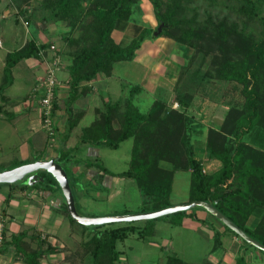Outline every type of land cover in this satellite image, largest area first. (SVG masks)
<instances>
[{
  "label": "trees",
  "instance_id": "trees-1",
  "mask_svg": "<svg viewBox=\"0 0 264 264\" xmlns=\"http://www.w3.org/2000/svg\"><path fill=\"white\" fill-rule=\"evenodd\" d=\"M12 1L19 2L20 5L29 2ZM37 1L44 12L48 11L42 16V21H46L48 15L55 20L66 21L69 26L67 33L61 36L63 46L52 54L61 57L63 48L69 49L70 60H67L66 65L68 90L62 100L66 119L62 131L55 125V120L51 127L53 134L47 132V139H51L52 135H59L62 144H65L85 113L75 101L90 91L87 83L100 75H111L115 63L132 60L141 43L151 37L166 36L190 50L184 64L178 68V78L174 85L176 101L182 107L188 106L190 96L178 90L181 69H189V65L198 55L201 58L210 56L214 76L241 84V93L244 96L242 107L230 110L221 129L211 128L205 136L208 157L220 161L218 169L212 172L203 170L202 161L194 150L193 118L183 110L167 108L164 99L156 98L148 111H140L133 103L134 95L142 90L138 84L129 87L125 98L104 100L101 107L94 109L92 122L81 128L77 142L96 148H116L121 141L132 138L129 168L114 173L97 159L76 157L74 149L78 148V144L67 147L68 149L63 146L59 148L56 157L57 162L64 167L72 192L74 183L69 179L67 165L82 162L86 167H93L97 172L111 177L126 176L134 179L144 198L143 207L152 211L170 206L174 173L177 170H187L190 172L188 201L211 202L249 236L264 245V29L255 33L245 24L239 28L237 23L228 22L225 17L219 18L211 11L198 21L199 3L206 0H150L157 21L154 28L141 23L125 24L129 21L137 0ZM233 1L236 2V10L243 13L248 20L258 17L264 25V0ZM187 10H192L191 17H187ZM160 23L162 29L155 35ZM126 25L131 29L130 35L122 33L126 31ZM50 45L49 41L31 38L20 48L6 54L0 99L5 97L4 90L12 83L13 66L22 59L40 58L42 54L50 51ZM194 72L197 76L198 70L195 69ZM204 74L208 78L213 76V71L206 70ZM60 107L56 89L50 116L55 118ZM43 118L40 115L42 126ZM38 159L39 156L33 161ZM24 163L26 161H20L13 167ZM37 173L38 180L31 185H8L16 186L20 190L35 188L47 192H61L51 173L43 169ZM10 197H6V201ZM64 208L70 224L80 226L84 236L88 237L81 249L82 254H88V258L84 262L80 254L81 264H115L120 254L116 241L124 240L130 233H139L142 236L141 232L146 229H139L135 223L137 220L114 227L106 226V223L84 225L68 214L65 199ZM193 209L176 212L177 218L172 223L179 224L185 216L195 219L196 216L191 211ZM144 211L146 210H141ZM250 218L254 220L250 221ZM255 218L257 222L251 225L250 222H254ZM220 224L245 246L264 254V250L249 244L222 222ZM221 238V233L214 229V249L221 244ZM10 241L16 251L23 255L25 264H40L41 257L57 251L55 246L36 232L28 238H24L22 233L12 235ZM164 264L218 263L208 259L186 262L176 255H168ZM235 264L248 263L243 254L239 253Z\"/></svg>",
  "mask_w": 264,
  "mask_h": 264
},
{
  "label": "rangeland",
  "instance_id": "rangeland-1",
  "mask_svg": "<svg viewBox=\"0 0 264 264\" xmlns=\"http://www.w3.org/2000/svg\"><path fill=\"white\" fill-rule=\"evenodd\" d=\"M199 6L198 21L203 18L208 11H211L213 15H217L219 18L225 17L228 22L237 23L239 28H242V24H245L248 29L255 33H259L264 29V25L258 17H253L251 20H248L243 13L238 12L236 10V2L233 0H206L200 2ZM24 9L26 12H24ZM44 13H48V11L44 12L39 7L37 0H29L27 4L23 3L21 5L19 2L15 3L12 0H0V40L2 42L0 46V84L2 83L6 54L20 48L29 39L35 38L36 40L49 41L51 44H54L56 51L59 50L60 46H63L61 36L67 33L69 29L67 22L55 20L48 15L46 18L47 20L42 21ZM192 13V10H187V17H191ZM132 23H141L153 28L157 26L150 0H137L133 6L130 19L126 21L125 24L129 25ZM127 25L125 28L126 31H122V33L130 35L131 29ZM117 35L121 36V33ZM158 37L162 38L158 41L159 43L160 41L163 42L165 39L166 42L170 40L173 42L172 46H178L182 49V51L178 50L176 53L174 52L178 54V56H175V54H172L169 50L164 51L165 53L162 60L166 62L165 64L167 65L168 72L174 70V66L177 65V62L180 63V66L184 64L190 50L178 45L172 38L166 36ZM158 37H155V39ZM151 38L153 40L154 37ZM151 38L147 39L150 40ZM166 44L167 43L163 46ZM68 52L69 49L64 47L60 58L62 59V57H64L63 55H65L66 60H70L68 59ZM51 53L50 51L49 54L51 55ZM42 59L45 60L44 58ZM61 59L56 69V77L59 74L58 71L63 69ZM195 69L198 70L197 76H195ZM206 70L213 71V76L206 78L207 75L204 74ZM11 72L12 83L5 88L4 94L11 97V101L19 103L20 105L22 102L21 98L27 97V102H32V106L38 109L40 106L37 102L40 98L39 93L42 89L38 87V81L35 75L36 72L24 62V59L17 63L11 69ZM174 73L175 72H173V76L168 74V76L165 75L164 85L167 87H158L155 91L156 98L164 99L167 108L175 110L181 109L186 115L193 118L195 135L193 144L197 156L201 160L204 159V161L214 159L206 157L208 154L204 147L205 136L211 128L221 129L230 110L242 107L244 96L241 93V84L215 77L214 67L210 63V56L201 58V56L198 55L189 65V69L185 71L181 69L178 90L190 96L188 106L182 107L176 101V88L174 86L178 78V71L176 76H174ZM114 74L122 78L121 80L139 83L135 78V75L139 74V69L133 62L121 61L117 63ZM59 75L60 79L66 76V74H62L61 72ZM114 78L115 77L111 76L110 81L114 82L116 80ZM67 79H61L56 87V89H59L57 97L59 101L61 100L60 109L63 108L62 100L66 96L68 90ZM60 83L61 86L59 87L58 85ZM113 84L114 87H118L117 82ZM87 87L90 88V91L87 92L88 94L92 92L93 85L91 86L90 83H87ZM119 87L118 89H120ZM121 92V96L124 97L128 93L126 88L122 89ZM87 94L78 98H81L80 101L83 103L82 105L87 108L84 116L73 129V134L77 133L75 134L76 138L80 134L81 128L89 125L94 119L95 115L93 109L101 107L104 101H101V98H98L96 94L97 97H95L94 100V92L86 100L84 96ZM101 95H103V93ZM154 98L152 94L142 91L139 95H135L133 103L140 111L146 112L152 105ZM76 101L75 104L77 105ZM22 108V105L20 108L18 106L17 110L21 112ZM10 110L12 113H7V115L0 113V171L11 168L20 161L29 163L32 162L34 158L38 156L43 157L44 155V151L36 152L32 145L31 133L26 127L27 124L24 122L25 119L23 120L21 117L23 115H20V113H17L18 111H14L12 108H10ZM36 112L35 110L33 115H37ZM16 115L18 116L15 118ZM61 117V114L58 115L57 113V115H55V125L59 128H61L59 124L62 120ZM198 124H200V126H197ZM56 137L58 139L60 138L59 135H56ZM132 143V138H127L121 141L116 148L99 146L97 148L94 147L92 151L82 146L83 149L81 148V150L83 151L81 152H83V154H81L79 150L77 154L78 157L84 155L83 157L85 159H97V161L102 163L109 171L119 173L129 168ZM54 144H56L55 141H52L51 145H48L49 148H54V150L58 149L54 147ZM65 147L67 148V146ZM75 152L74 150V153ZM67 171L72 183H80L82 181L83 174L76 177L69 167H67ZM33 174L34 173H30L26 175L23 180L33 177ZM95 174L94 179L91 180V184H88L87 187L85 186L84 188L81 185V187H83L81 188L79 184L73 186L78 213L83 216L101 217L140 213L142 209L146 210L144 212H149L148 208L143 207L144 198L134 179L126 176L111 177L102 173ZM6 184L8 183H0V197L4 196L2 192L7 188ZM75 187L82 189V191L87 190L88 196L85 204H81L79 201ZM188 188V175L184 170H179V173L175 177L172 194L170 195V205L188 200ZM192 208L197 209L201 207L194 206ZM175 218H177V215H175V213H170L168 215L153 218L151 221L148 219L135 221L139 229L143 227L146 228L144 232H141L142 236H139V233H130L124 240L116 241V248L120 250L123 258L126 259V262L129 264H133L134 262L139 264H164L168 255L179 256L184 261H199L203 259L205 255L201 254L200 250H202V248L210 250L207 243L208 233L199 232L197 234L192 228L174 226L172 220ZM214 219L218 221L217 218L214 217ZM256 222L257 219L255 218V221L250 222V224L253 225ZM123 223L125 222H111L106 223V226L114 227ZM68 236L64 227H62L58 236L56 235L55 237H63V239L69 240L61 243V245L60 242L53 243L52 246H55L57 251L41 257L40 264H81L82 258L83 261L86 262L85 260L88 258V254H82L81 249L84 248L83 244L87 241L88 237L84 236V233L81 231L78 239L75 242H71ZM44 239L46 240V236ZM253 250H255V248ZM76 251L78 253H76ZM255 252L260 251L256 249ZM80 254H82V258ZM124 259L122 260L118 256L115 264H127L124 262Z\"/></svg>",
  "mask_w": 264,
  "mask_h": 264
},
{
  "label": "crops",
  "instance_id": "crops-1",
  "mask_svg": "<svg viewBox=\"0 0 264 264\" xmlns=\"http://www.w3.org/2000/svg\"><path fill=\"white\" fill-rule=\"evenodd\" d=\"M154 39L155 38H153V40L152 38L150 40L145 39L141 43V46L136 50L134 58L130 60V62H133L135 66L138 67L139 69V74L135 75V78L136 80L139 81V83H132L131 81L128 80H126L127 81L126 82L124 80H121L122 78H119V76H116L114 72L117 63H119L117 62L114 65V69L111 75L105 77L98 76L96 79L89 82L91 86L93 85L94 91L92 90V92L84 96L86 97V100L93 94V92H94V100L95 97H97L96 95H98V98H101V101L108 99L115 101L121 98H125L128 95V93L125 97L121 96L122 93L121 90L126 88L127 91L129 92V87L134 84L141 85L142 87V90L138 91L135 94L136 96L142 93V91H146L152 94L155 97L154 98L155 100L156 99L155 91L158 89V87L164 88L165 86L164 85L165 75L168 74L173 76V72H175L174 76H176L178 71L177 69L180 66V63L177 62L176 63L177 65L174 66V70L169 71L171 72L169 73L167 70V65L165 64L166 62L162 60V57L165 53L164 51L169 50V52L175 54L178 50L182 51V49L179 48L178 46H172L173 42L170 40L169 42H166L165 38H163L165 40H163V42L160 41V43L158 41L162 39L161 37H158L155 40ZM165 43L167 44L163 46ZM49 53L50 51L46 52L45 54H42L40 58L30 57L24 59V62L27 63V65L30 68H32L34 72H36L35 75L37 77V81L47 67L49 58L52 55V53L51 55ZM63 56L64 57H62L61 59V63H63V69L59 70L58 73L60 74L61 72L62 74H66L65 77H61V79L65 80L68 77V72L66 69V65L68 61L66 60L65 55ZM175 56H178V54H175ZM42 58H44L45 60H43ZM59 74L56 77L57 82L61 80ZM111 76L115 77L114 79L116 80L114 82H117L118 87L120 86L119 87L120 89H118L117 86L115 87L113 86L114 82L110 81ZM61 83L58 85L59 87L61 86ZM58 92L59 89H57V96H58ZM102 93L103 95H101ZM135 95L133 97V101L135 100ZM21 100H22L21 105L23 106V108L20 112L17 109L18 106L20 108L21 105L19 103L11 101V97L5 95L4 98L0 99V113L4 115H7V113L10 114L12 113L10 108H12L14 109V111H18L17 113H20V115H23L21 117L23 120L25 119L24 122H26L27 124L26 127L29 129V132L31 133L30 137L32 140V145L34 146L36 152L44 151V155L43 157H40V159H49L52 157L57 158L56 157L57 152L59 148H62L63 146H67L71 148L78 144L77 145L78 148L75 147L74 149L76 151L75 152L76 157H78L77 154L78 150L80 152L83 151L81 150V148L83 149L82 146L91 149V151L92 149H94V147H90L85 144H79L75 136V134L77 133L73 134V130L70 136L68 137V139L66 140L65 144H62L61 139L60 138L58 139L56 136L53 140L50 138L47 139V131L42 126L40 120L39 108L37 109V107H33L32 102H27L28 101L27 97H22ZM80 100L81 98L76 101L77 106L83 108L86 112L87 107H84L82 105L83 103H81ZM35 110L37 111L36 112L37 115H33ZM59 114H61L62 116L61 117L62 120L59 123L61 125V128H59V130L62 131L66 117L62 109L58 111V115ZM17 116L18 115H16L15 118ZM52 141H55L56 144H54V147H57L58 149L54 150V148L53 149L49 148L48 145H51ZM81 154H83V152H81ZM83 156L81 155L79 157L84 158ZM206 157H208V155H206ZM201 161L203 165V170L205 172L215 171L220 166V161L217 159H210L207 161H204L203 159ZM67 167H69L71 172L74 173L76 177H79L83 174L82 181L80 183L79 182L74 183V185L79 184L80 187L82 185L84 188L85 186L87 187L88 184H91V180H93L94 176L96 175L95 173H99L93 167H86L82 162L71 163L70 165L68 164ZM184 171L188 175V186H189L190 172L187 170ZM178 173L179 170L175 171L174 173L172 190H173L175 177ZM6 185L7 188H5V191L2 192L4 196L0 197V264H25L23 255L16 252L14 245L10 241L12 235H18L22 233L24 238H28L29 236H31L36 232L40 234L41 238H44L46 236V240L51 244L55 242H60L61 245V243L67 242L69 239L68 240L63 239V237L56 238L55 236L56 235L58 236L62 227H64L66 234L69 235L68 238L70 237L71 239V242L72 241L75 242L78 239L82 229L80 228V226H77L76 224L73 225L70 224L64 208V197L60 191L54 190L52 192H47V191H43L42 189H35V188L20 190L16 186H12L8 184ZM75 191L81 204H85L86 198L88 196L86 192L87 190L82 191V189H78V187H75ZM73 194L75 193L73 192ZM9 195L11 197L9 198L8 201H6V197H8ZM187 201L188 200L181 201L180 203ZM191 211H193L192 213L195 214L196 216L195 219L189 216H185L181 219V222L179 224H174V223L173 224L174 226L192 228L197 234L199 232L208 233L207 243L208 246L210 247V250H208L207 248H202V250H200V253L205 255L203 259H200L199 261H186V262H200L204 259H208L209 261L218 264H235L236 256L239 253H242L245 258V261L248 264H264V254L262 252L261 253L255 252L256 249L253 250L254 248L252 249V247L245 246V244L241 242L231 232L226 231L223 228L222 224H220V222L215 220L214 217L208 211H206L202 207L193 209ZM253 220H254L253 218H250V221ZM214 229L218 230L222 235L221 244L218 245L217 248L215 249L213 246ZM119 258L122 260L124 259L121 253L119 254ZM124 262H126V259H124ZM133 264H139V263L134 262Z\"/></svg>",
  "mask_w": 264,
  "mask_h": 264
},
{
  "label": "water",
  "instance_id": "water-1",
  "mask_svg": "<svg viewBox=\"0 0 264 264\" xmlns=\"http://www.w3.org/2000/svg\"><path fill=\"white\" fill-rule=\"evenodd\" d=\"M162 29V23L158 25L157 30L154 32L156 35ZM58 158L49 159H38L29 163H24L13 168L4 169L0 171V183H24L33 184L38 180V170L45 169L47 172L51 173L53 177L59 184L63 197L65 199L68 214L76 221L84 225H97L111 222H128L134 220H145L153 219L162 215L176 213L182 210H189L194 206H199L204 208L210 214L215 216L223 224L227 225L233 231H235L242 239H244L249 244H252L256 248L264 250V245L257 241L256 239L249 236L245 231H243L239 226L232 222L228 217L222 214L211 202L202 200H192L183 203L173 204L164 208L152 210L149 212H140L134 214H121L112 216H101V217H89L83 216L78 213L75 200L70 186L67 174L64 170L62 164L57 162ZM30 173H34L33 177L23 180L24 177ZM42 180V178H39Z\"/></svg>",
  "mask_w": 264,
  "mask_h": 264
},
{
  "label": "built area",
  "instance_id": "built-area-1",
  "mask_svg": "<svg viewBox=\"0 0 264 264\" xmlns=\"http://www.w3.org/2000/svg\"><path fill=\"white\" fill-rule=\"evenodd\" d=\"M0 46H1V40H0ZM54 44L50 45V51L54 52L55 50ZM60 57L59 56H50L48 65L46 69L44 70L43 74L38 78V87L41 88V92L39 93V110L40 115H43V126L47 130V132H50V134H53L51 131V127L55 122V118L50 116L51 107H52V101L55 95V90L57 87V78H56V69L57 66L60 63ZM55 137L52 135L51 139L53 140Z\"/></svg>",
  "mask_w": 264,
  "mask_h": 264
}]
</instances>
